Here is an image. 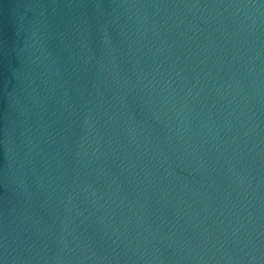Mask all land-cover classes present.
Masks as SVG:
<instances>
[{
  "label": "water",
  "instance_id": "95a60500",
  "mask_svg": "<svg viewBox=\"0 0 264 264\" xmlns=\"http://www.w3.org/2000/svg\"><path fill=\"white\" fill-rule=\"evenodd\" d=\"M0 264H264V0H0Z\"/></svg>",
  "mask_w": 264,
  "mask_h": 264
}]
</instances>
